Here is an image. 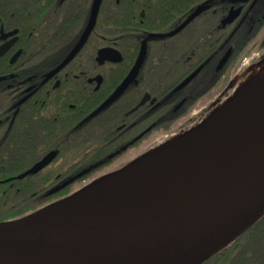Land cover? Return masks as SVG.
I'll return each mask as SVG.
<instances>
[{
    "label": "flooded vegetation",
    "instance_id": "obj_1",
    "mask_svg": "<svg viewBox=\"0 0 264 264\" xmlns=\"http://www.w3.org/2000/svg\"><path fill=\"white\" fill-rule=\"evenodd\" d=\"M230 1L224 14L222 4L208 10V0H0V48L8 45L0 55V169L22 170L0 181L20 179L51 154L45 167L24 178L59 171L50 181L55 193L47 197L44 191L38 201L59 200L76 186L126 168L144 154L151 138L171 135L199 116L209 92L222 85L219 70L230 51L224 43L254 42L251 55L264 50V0ZM96 5L85 44L56 71L83 37ZM236 9L237 18L224 25ZM228 25L232 30L224 37ZM208 41L220 43L211 59ZM146 45L151 56L144 69ZM107 48L119 51L121 60L101 62L100 51ZM144 72L184 77L169 94L149 95L139 105L148 95ZM127 78L120 95L94 113ZM145 117L154 119L146 137ZM263 246L264 215L223 250L232 247L238 254Z\"/></svg>",
    "mask_w": 264,
    "mask_h": 264
},
{
    "label": "bare ground",
    "instance_id": "obj_2",
    "mask_svg": "<svg viewBox=\"0 0 264 264\" xmlns=\"http://www.w3.org/2000/svg\"><path fill=\"white\" fill-rule=\"evenodd\" d=\"M263 148L264 54L255 65L245 63L234 91L185 131L38 216L153 224L202 217L233 194Z\"/></svg>",
    "mask_w": 264,
    "mask_h": 264
},
{
    "label": "water",
    "instance_id": "obj_3",
    "mask_svg": "<svg viewBox=\"0 0 264 264\" xmlns=\"http://www.w3.org/2000/svg\"><path fill=\"white\" fill-rule=\"evenodd\" d=\"M97 5L83 37L56 71L64 67L85 44L95 24ZM200 11L193 13L173 33L182 29ZM239 12L240 9L230 11L223 24L232 23ZM7 47L0 48V55ZM120 55L114 48L102 49L99 60H121ZM198 71L183 80L179 88L188 84ZM128 81L129 78L94 113L104 109L120 95ZM148 100L150 96L145 95L139 105H144ZM154 101L151 100L152 103ZM142 157L113 174L133 166ZM256 157L257 164L252 163L251 168L237 177L241 181L233 194L224 204L202 217L187 215L153 224L147 221L113 223L86 218L38 216L65 200L28 216L0 222V264H203L223 251L264 215V148ZM50 159L51 154L18 175V178L40 171Z\"/></svg>",
    "mask_w": 264,
    "mask_h": 264
},
{
    "label": "trees",
    "instance_id": "obj_4",
    "mask_svg": "<svg viewBox=\"0 0 264 264\" xmlns=\"http://www.w3.org/2000/svg\"><path fill=\"white\" fill-rule=\"evenodd\" d=\"M230 0H208V10L217 7L219 4H222L224 7V14L227 12V8L230 5ZM232 30V26H224L223 34L224 37H227ZM224 43L225 48H229V55L225 58V65L222 70H219L221 74V81L223 85L231 81L232 76L241 66V64L255 52L254 42H242L234 43L231 41ZM137 45V44H135ZM220 43H215L208 41L207 42V53L210 58L211 54L216 51V48ZM146 47V57L142 62V68L146 69L149 66V48ZM211 59V58H210ZM135 60V59H134ZM184 76L180 75H167L160 73H146L143 75V94H148L151 97L158 96L161 98L166 94H169L177 84L181 81ZM232 86H227L222 93L220 98L226 96L232 89ZM212 107V104L207 106L199 116L193 117L190 119L188 124L193 123L196 119L203 117L208 110ZM146 111V109H145ZM154 119L146 118L144 120V135L145 137L149 134L154 127ZM153 123V124H152ZM178 131V130H177ZM22 170L20 169H0V180H5L6 178L19 174ZM57 170H44L39 173V176L27 177L24 179H16L14 181H0V222L13 220L28 216L35 212L47 208L48 206L57 204L61 202L62 199L67 197L68 193H64L59 200H53L50 202L38 201V196L46 191L47 197L51 196L54 188L51 186L50 181L54 180L55 175L58 174ZM72 173L71 171H65L64 175ZM41 180L47 181V185L44 187L40 185ZM67 189V188H66ZM65 189V190H66ZM37 192V194H35ZM232 248V247H231ZM231 248L221 251L211 259L207 260L203 264H264V246L262 248L256 249H246L240 251L238 254L234 252Z\"/></svg>",
    "mask_w": 264,
    "mask_h": 264
},
{
    "label": "rangeland",
    "instance_id": "obj_5",
    "mask_svg": "<svg viewBox=\"0 0 264 264\" xmlns=\"http://www.w3.org/2000/svg\"><path fill=\"white\" fill-rule=\"evenodd\" d=\"M263 54H264V50H262V51H260V52H256V53H254V54H252V55H250L242 64H241V66L238 68V70L235 72V74L232 76V78H231V81H230V83L228 82L227 83V85H221L218 89L216 88V89H213V90H211L210 92H209V94H208V100H207V106H209L210 104H214L217 100H219L220 99V94L222 93V91L227 87V86H232L233 88L231 89V91L226 95V96H224L223 98H225V97H227V96H229L233 91H234V88L236 87V84H237V82H238V71L241 69V67L245 64V63H249L250 65H255V64H257V63H259L260 62V60L262 59V56H263ZM222 88V89H221ZM218 94V95H216V96H214L215 94ZM222 99V98H221ZM203 105V104H202ZM198 107L199 106H197V108H195V110L194 111H196L197 109H198ZM193 117H195V116H193ZM192 117V118H193ZM202 117H200V118H198V119H196L195 121H197V120H199V119H201ZM194 121V122H195ZM187 125V124H186ZM186 125H178V129H179V131H177V132H181V131H185L191 124H188L187 126ZM184 127V128H183ZM180 128H183V129H180ZM176 131V130H175ZM176 132V133H177ZM175 133V132H174ZM173 134V133H172ZM171 134V135H172ZM171 135H167V136H165V135H161V136H154L153 138H151L149 141H147L146 143H145V150H144V154L142 155V156H145L146 155V153H148V152H150V151H154V150H157L163 143H165L166 141H168L169 139H170V137H171ZM119 171V170H118ZM118 171H113V172H110V173H108L107 175H105V177H107V176H110V175H112L113 173H115V172H118ZM104 177V176H103ZM102 178V177H101ZM94 183H90V184H87V185H80V186H76L75 188H73L72 189V191H70L69 193H68V195H67V197H65L64 199H62L61 200V202L62 201H65V200H68V199H70V198H72V197H74L75 195H77V194H79V193H81L82 191H84L85 189H87V188H89L91 185H93ZM48 207H50V206H48ZM47 207V208H48ZM46 208V207H45ZM45 208H43V209H45ZM42 209V210H43Z\"/></svg>",
    "mask_w": 264,
    "mask_h": 264
}]
</instances>
